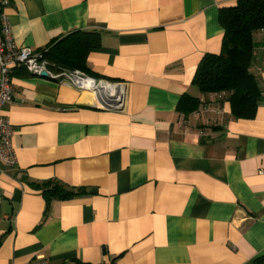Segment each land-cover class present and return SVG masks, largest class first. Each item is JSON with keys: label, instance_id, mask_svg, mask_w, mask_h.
Segmentation results:
<instances>
[{"label": "crops", "instance_id": "obj_1", "mask_svg": "<svg viewBox=\"0 0 264 264\" xmlns=\"http://www.w3.org/2000/svg\"><path fill=\"white\" fill-rule=\"evenodd\" d=\"M5 1L19 46L98 33L82 71L119 92L12 70L1 114L17 163L0 161V264H251L264 254V29L253 35L252 118L232 117L226 93L194 83L200 60L220 52V10L239 0ZM116 95L119 106L104 105ZM184 95L199 98L196 110L180 108ZM49 180L77 193L47 197L36 185Z\"/></svg>", "mask_w": 264, "mask_h": 264}, {"label": "trees", "instance_id": "obj_2", "mask_svg": "<svg viewBox=\"0 0 264 264\" xmlns=\"http://www.w3.org/2000/svg\"><path fill=\"white\" fill-rule=\"evenodd\" d=\"M219 22L223 28L220 52L207 54L200 60L194 83L203 94L226 93L232 117L252 118L261 88L249 67L254 32L264 29V0H239L235 6L220 10ZM99 45L98 33L76 30L53 46L40 50L45 52V58L53 68L85 71L86 54ZM199 103V98L184 95L179 105L182 110L192 112ZM36 187L47 197L68 198L77 193L53 180ZM251 264H264V254L256 257Z\"/></svg>", "mask_w": 264, "mask_h": 264}, {"label": "built area", "instance_id": "obj_3", "mask_svg": "<svg viewBox=\"0 0 264 264\" xmlns=\"http://www.w3.org/2000/svg\"><path fill=\"white\" fill-rule=\"evenodd\" d=\"M5 3V0H0V161L8 167H14L17 163L16 153L11 141L14 128L1 114L2 106L12 102L14 98L11 83V73L14 68L23 67L38 76L45 71L49 77L64 83H70L81 91H94L97 90L99 85L113 87L116 90L117 86L103 79L97 80L80 69L53 68V65L45 58V52L42 50L17 45L12 37L8 17L2 11ZM120 97V95L114 96L116 106L120 104ZM23 264H50V262L43 256L36 255Z\"/></svg>", "mask_w": 264, "mask_h": 264}, {"label": "water", "instance_id": "obj_4", "mask_svg": "<svg viewBox=\"0 0 264 264\" xmlns=\"http://www.w3.org/2000/svg\"><path fill=\"white\" fill-rule=\"evenodd\" d=\"M41 76L42 77H47V73L44 71V72H42L41 73ZM118 88H116V90H115V94H118ZM117 103L115 102V100L113 99V100H108L107 102H106V104H104V105H108L107 107H112V105H116Z\"/></svg>", "mask_w": 264, "mask_h": 264}, {"label": "bare ground", "instance_id": "obj_5", "mask_svg": "<svg viewBox=\"0 0 264 264\" xmlns=\"http://www.w3.org/2000/svg\"><path fill=\"white\" fill-rule=\"evenodd\" d=\"M97 90H104L106 92H108V94H110V96L112 95V93H115V89H111V87H107V86H104V85H99Z\"/></svg>", "mask_w": 264, "mask_h": 264}]
</instances>
